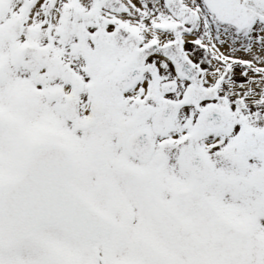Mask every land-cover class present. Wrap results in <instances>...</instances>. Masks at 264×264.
<instances>
[{"label": "snow or ice", "instance_id": "1", "mask_svg": "<svg viewBox=\"0 0 264 264\" xmlns=\"http://www.w3.org/2000/svg\"><path fill=\"white\" fill-rule=\"evenodd\" d=\"M0 264H264V0H0Z\"/></svg>", "mask_w": 264, "mask_h": 264}]
</instances>
